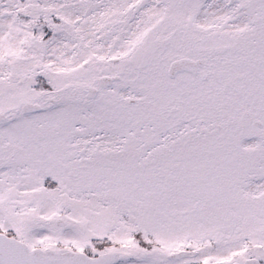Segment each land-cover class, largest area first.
Instances as JSON below:
<instances>
[{"label": "snow or ice", "instance_id": "snow-or-ice-1", "mask_svg": "<svg viewBox=\"0 0 264 264\" xmlns=\"http://www.w3.org/2000/svg\"><path fill=\"white\" fill-rule=\"evenodd\" d=\"M0 264H264V0H0Z\"/></svg>", "mask_w": 264, "mask_h": 264}]
</instances>
